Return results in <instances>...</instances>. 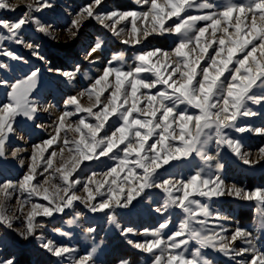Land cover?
Instances as JSON below:
<instances>
[{"label": "snow or ice", "instance_id": "6c2138e0", "mask_svg": "<svg viewBox=\"0 0 264 264\" xmlns=\"http://www.w3.org/2000/svg\"><path fill=\"white\" fill-rule=\"evenodd\" d=\"M136 3H142L147 10L138 12L117 9L100 12L103 0H93L92 4L82 8L81 12L76 14V18L71 20L73 29L71 35L76 36L87 18L97 19L105 28H110L114 34L119 35L115 22L125 21L131 17L133 38L123 40L122 43L140 45L154 34L160 36L169 34L178 37L175 47L171 53L161 48L137 52L135 60L138 63L134 69L128 71L113 66V61L122 59V56L114 55L103 67L102 73L90 84L89 93L96 92V104L93 107L81 108L75 96L65 100V106L75 105V113L63 112L59 118L61 126L56 128L57 135L43 141V144L51 146L56 143L64 119L83 112L86 115L80 116L74 129L79 136L74 139L65 137L63 141L69 152L78 155L73 156L70 168L65 169V165L61 164L54 169V172L59 174L62 187L54 184L52 186L54 191L51 193L47 188L44 189L43 200L48 201V204L31 203V210L24 215L26 229L17 234L25 240L34 237L43 250L57 259V264L65 262L95 264V245L84 255H79L80 250L74 246L58 244L53 239L45 240L42 235H37V229L43 227V224L37 223V217L62 214L65 209L73 208L77 201L91 213L105 210L111 212L115 208H128L137 198L144 197L147 190L158 189L164 193L165 198L163 204L155 207L154 211L164 215L170 207H174L182 211L183 217L176 230L167 235L166 239L164 233L171 224V218L159 223L154 229L143 230L142 234L151 236L152 239L144 242L127 240L135 249L149 254L152 257L151 264H213L212 260L205 258L203 254L205 249H214L222 253L235 264H264V250L257 244L259 237L254 238L252 233L237 225L231 231L230 239H227L224 233L229 229L219 222L227 220L228 217L212 209L210 203L213 198L227 195L264 204V189L256 188L249 191L235 184L226 186L219 174L223 165L218 159L220 146H227L245 165L253 166L264 160V146L259 148V158L254 160L251 153L241 151V141L226 131L230 129L236 133H255L264 136V126L238 124L241 117L258 115L249 107V103L256 106L264 105V94H255L256 89H264V0H227L223 6H218L211 0H203L199 4L195 0H164L163 3L158 0H136ZM19 6L12 5L8 0H0V10L15 11ZM52 6L49 0H33V3L25 5L30 11H26L18 20L0 19V28L6 30L9 40L16 44H24L34 57L43 61L45 58L40 55L38 46L32 43L25 44L20 30L31 22L37 25L39 32L47 34L48 28L44 27L32 13L42 12ZM188 9H198L202 14L187 15ZM137 19L150 20L151 31L147 28L138 29ZM177 20L179 22H176ZM110 21L113 23H109ZM201 21L204 22V26L197 27V22ZM230 27L235 30L236 39L229 33ZM209 28L212 34L218 30L223 33L218 39L219 47H214L212 40H205L201 46L200 41ZM140 32L142 36L138 34ZM256 40L259 41L258 44L254 43ZM226 43L232 46L227 47L226 58L220 60L217 67V56L225 51ZM189 46H192L190 50L185 51ZM100 48V42L90 47L85 59L95 63L93 57ZM196 48H199V54L192 60L190 51H195ZM209 48H213L215 55L209 53ZM258 48L259 59L254 55ZM237 53H243V57L235 58ZM170 54L175 55L176 61L165 77L157 64L159 57H169ZM0 57L26 63L24 57L7 47H0ZM150 58H156L157 62ZM206 58L210 59V64L204 67L201 61H205ZM233 61L234 70L230 67ZM182 67L186 71L181 70ZM210 68L214 69V72H210ZM8 70V63L0 60V72ZM48 71H54L71 81L79 74L80 66L77 65L72 70L49 67ZM145 72L154 73L155 79L147 82L139 78L140 74ZM177 72L182 81L180 83H177L173 76V73ZM225 72L230 74V79L226 78V84L221 79ZM39 75L40 69L33 68L15 82L0 77V87L10 89L7 92L8 101L0 105V157L5 156L6 143L15 132V118L23 115L28 120H34L41 110L39 102L29 98ZM110 77H114V85L108 88L101 87L97 92V86L109 84ZM141 89L149 92L155 90V94H147V105L144 106L139 104L141 96L145 95L141 93ZM106 90L109 92L107 103L101 100V94ZM180 105L197 109L198 114H187V108L180 111ZM94 108L97 110L94 111ZM44 110H47L46 106ZM89 119L94 122H88ZM112 119L119 122L114 127ZM190 123L194 128L189 127ZM67 127L72 129L71 124ZM109 128L113 130L107 134ZM212 129L214 135L210 131ZM213 140L217 145L215 155L208 151V145ZM39 147L33 146V163L27 165L28 171L18 183L21 192L27 193L25 201L21 202L22 213L24 203L31 202L34 195H41L37 191V186L33 184L37 175L42 174L37 172L39 164L46 165L43 174L52 175L49 170L53 169L52 157L56 153L44 157L41 151L37 159L36 149ZM18 151L12 152L14 158L18 156ZM192 154L199 157L206 167H201L187 178L170 173L161 174L170 162L188 159ZM133 155L135 159L130 160ZM105 160L112 161L113 166L108 167L102 182L95 178V172L86 179L79 178L85 162L100 164ZM212 161H216L214 169L211 166ZM20 164L23 166L24 161L21 160ZM121 173H124L122 177ZM48 182L46 178L45 183ZM79 185L83 186L86 196L76 195ZM16 188L17 184L10 179H3L0 182V194L4 196H10ZM61 191L64 195L59 194ZM194 197L205 198L208 203H202ZM80 215L81 213H76L77 217ZM107 218L125 238L134 234L133 228L123 227L114 215H108ZM15 219L19 217H9L0 211V224L13 231ZM66 223L72 225L75 221L70 219ZM94 231L92 227L87 229V233ZM54 232L62 236L71 235L61 229H54ZM238 240H242L245 246L237 250L234 242ZM192 241L197 247L189 255V244ZM0 264H15V259L0 256ZM120 264L130 262L124 260Z\"/></svg>", "mask_w": 264, "mask_h": 264}, {"label": "rangeland", "instance_id": "374dc122", "mask_svg": "<svg viewBox=\"0 0 264 264\" xmlns=\"http://www.w3.org/2000/svg\"><path fill=\"white\" fill-rule=\"evenodd\" d=\"M8 2L12 5L20 6L15 11L0 10V19L16 21L26 11H30L25 5L33 3V0H8ZM49 2L53 5L51 8L44 9L39 13H32V15L38 17L44 27L48 28L47 34L39 32L37 25L31 22L24 25L20 30V35L24 38L25 44L32 43L38 46L40 55L45 58L43 61L34 57L31 50L25 47L24 44H16L14 41L9 40L6 30L0 28V37H3V39H0V47H7L15 51L18 55L24 57L26 61V63L18 62L6 57H0V60H3L9 65V70L7 72H0V77L10 82H15L18 79H22L29 70L33 68L40 69L39 78L30 91L29 98L37 100L41 105V110L36 114L34 120H28L23 115L15 118V132L10 135L6 143L5 156L0 157V182L3 179H10L17 184L16 190L10 196L0 194V211H3L9 217H19V219L13 220V228L15 231L0 224V256L14 258L15 264H57V259L43 250L34 237L25 240L17 233H22L26 229L24 215L31 210V203L48 204V201L43 200L42 194L44 189L47 188L48 192L51 193L54 191L52 187L54 184L62 187L59 174L55 173L54 169L61 164L65 165V169L70 168L73 162V156L78 155V153L69 152L68 148L64 147L63 141L65 137L74 139L79 136V133L75 132L74 129L78 124L80 116L86 115L83 112L64 119L56 143H53L51 146H45L43 144V141L57 135L56 128L61 126L59 118L63 112L75 113V105L65 106V100L75 96L81 108L93 107L96 104V92L89 93L88 89L90 84L102 73L103 67L107 65L108 61L114 55L122 56V59L113 61V66L122 67L125 71H128L134 69L138 63L135 60L137 52L161 48L171 53V50L175 47L178 40V37L175 35L165 34L160 36L154 34L140 45H126L122 41L133 38V34L131 33V17L125 21L115 22L119 35L114 34L110 28H105L97 19L87 18L83 21L76 36L73 37L71 35L73 30L71 28V20L76 18V14L80 13L82 8L92 4L93 0H49ZM158 2L163 3L164 0H158ZM195 2L199 4L203 0H195ZM211 2L218 6H223L227 0H211ZM117 9L122 11L136 10L138 12L147 10L143 7L142 3L137 4L136 0H103V6L100 8V12ZM186 14L199 15L202 13L198 9H188ZM182 15L184 14L182 13ZM173 20H176V18H173ZM176 22L179 21L177 20ZM109 23L113 22L110 21ZM136 26L138 29L147 28L148 31H151L150 20L141 21L137 19ZM199 26H204V22H197V27ZM229 33L232 34L233 39H236L233 28H229ZM138 34L142 36V32ZM220 35H223L221 31L218 30L217 33L212 34L209 28L205 33V37L200 41L201 46L205 40H212L214 47H219L218 39ZM97 42L101 43V48L98 53L94 54L93 59H95V63H90L85 59V55L90 47L94 46ZM193 43L195 44V42ZM254 43L258 44L259 41L256 40ZM231 46V44L226 43L225 51L217 56V67H219V61L226 58L227 47ZM191 47L189 46L185 51H189ZM250 48L251 45L249 46V50ZM209 53L215 55L213 48H209ZM198 54L199 48H196L195 51H190V58L195 60ZM254 55L258 59L260 58L259 48ZM242 57L243 53H237L235 58ZM150 59L153 62H157L156 58ZM175 61L176 57L174 54H170L169 57H159L157 66L161 67V74L163 76H168V71H170ZM234 61L230 65L233 70L235 66ZM209 64L210 59L208 58L205 61H201V65L204 67H207ZM77 65L80 66V72L71 81L54 71H48L49 67L53 69L72 70ZM181 70L186 71L183 67ZM210 72H214V69L210 68ZM173 76L177 79V83L182 82L178 72L173 73ZM139 78L150 82L155 79V75L154 73L145 72L141 73ZM226 78L230 79L228 72H225L224 76L221 77L225 81V84L227 83ZM114 83V77H110L109 84L97 86V92L101 87L108 88L114 85ZM9 90L0 87V105L8 101L7 92ZM141 93L145 95L141 96L139 104L144 106L147 105V94H155V90L149 92V90L141 89ZM255 94H264V89H256ZM108 96L109 92L107 90L104 91L101 94V100L107 103ZM45 106L47 110H44ZM153 106H155V102H153ZM249 107L257 112L258 115L255 117H241L238 124H248L255 127L264 126V105L256 106L249 103ZM185 108H187V114L189 115L198 114V110L190 106H179L180 111H183ZM93 110L95 111L97 108ZM88 122L91 123L94 121L89 119ZM118 123L116 119H112L113 127ZM69 124L72 125V129L67 127ZM189 127L194 128V125L190 123ZM112 130L113 128H109L107 134H110ZM178 131L179 129H177ZM210 131L214 135V129ZM226 131H228L230 136L241 141L242 152L251 153V158L254 160L259 158L258 150L261 146H264V136L255 133H236L230 129H226ZM133 143H135L134 139ZM34 145L40 146L36 149L37 159H39V153L41 151L44 157L51 156L52 153H56V155L52 157L53 169L49 170L52 175L43 174L45 164L40 163L37 167V172L42 174L37 175L33 184L37 186V191L41 195H34L31 197V202L24 203L22 213L21 202L25 201L27 193L21 192L18 183L28 171L27 165L33 163ZM16 150H19L18 156L14 158L12 152ZM216 150L217 145L215 140H213L208 145V151L210 154L215 155ZM121 154L118 153V155ZM129 159H135V156L133 155ZM218 159L223 165L219 174L225 181L226 186L235 184L249 191L256 188L264 189V160H261L260 163L253 166L245 165L227 146H220ZM21 160L24 161L23 166L20 164ZM215 163L216 161L211 162L213 169ZM110 166H113V162L107 160L100 164L85 162V166L79 173V178L86 179L92 172H95V178L102 182L104 180V173ZM201 167L206 166L199 157L192 154L188 159L182 158L170 162V165L165 166L161 174L170 173L178 177L183 176L187 178ZM123 175L124 173H121V177ZM46 178L49 181L48 183H45ZM59 194L64 195L62 191ZM76 195H87L83 191L82 185L77 187ZM164 198V193L158 189L147 190V194L144 197L137 198L128 208H115L111 212L105 210V212L98 213H91L82 203L77 201L73 208L65 209V212L62 214H54L53 217H37V223L43 224L42 228L37 229V235H42L45 240L53 239L58 244L74 246L80 250L79 255H84L86 251L91 250L93 245H95V264H120L124 260L129 261L130 264H151L152 257L147 253L135 249L127 243V240L131 239L135 242H144L145 240L152 239L151 236H144L142 234L143 230L146 228L154 229L159 223L169 218H171V224L165 230L164 238L166 239L167 235H170L172 231L176 230L180 219L183 217L180 209L170 207L164 215L154 211L155 207L163 204ZM194 198L199 199L202 203H208L205 198ZM210 203L212 209L228 217L227 220L219 222L223 223L229 229L228 232L224 233L227 239H230L231 231L238 225L252 233L254 238L259 237L257 241L258 247L264 250V227H262L264 225V204L256 200L245 201L227 195L213 198ZM76 213H81V215L77 217ZM108 215H114L117 222L123 227L133 228L135 230L134 234H130L127 238L122 236L119 229L114 224L108 222ZM200 218L202 219L203 217ZM70 219L74 220L75 223L68 225L66 221ZM89 227L94 228L95 231L93 233H87ZM54 229H61L62 231L71 233V235H59L54 232ZM244 246L242 240L234 242V247L237 250ZM196 247L197 245L194 241L190 242L189 255ZM203 254L205 258L212 260L213 264H235L229 257L214 249H205L203 250Z\"/></svg>", "mask_w": 264, "mask_h": 264}]
</instances>
